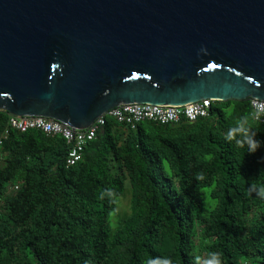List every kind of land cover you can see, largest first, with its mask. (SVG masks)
Returning <instances> with one entry per match:
<instances>
[{
	"label": "trees",
	"instance_id": "1",
	"mask_svg": "<svg viewBox=\"0 0 264 264\" xmlns=\"http://www.w3.org/2000/svg\"><path fill=\"white\" fill-rule=\"evenodd\" d=\"M254 113L248 99L214 101L196 122L132 129L107 117L68 167L64 138L21 133L0 110V264H194L211 252L222 264H264V199L248 193L264 183V123ZM245 115L261 142L255 153L225 139ZM109 187L117 199L101 198ZM125 193L131 212L112 229Z\"/></svg>",
	"mask_w": 264,
	"mask_h": 264
},
{
	"label": "water",
	"instance_id": "2",
	"mask_svg": "<svg viewBox=\"0 0 264 264\" xmlns=\"http://www.w3.org/2000/svg\"><path fill=\"white\" fill-rule=\"evenodd\" d=\"M264 101V0H0V110L75 132L123 104Z\"/></svg>",
	"mask_w": 264,
	"mask_h": 264
},
{
	"label": "built area",
	"instance_id": "3",
	"mask_svg": "<svg viewBox=\"0 0 264 264\" xmlns=\"http://www.w3.org/2000/svg\"><path fill=\"white\" fill-rule=\"evenodd\" d=\"M214 101L205 99L185 106H154L150 104H123L112 109L107 114L98 118L89 128L81 131L70 130L64 124L55 120L43 117H16L12 116L9 121L11 128L25 133L30 130H36L49 137L60 136L65 139L69 145V151L66 159L68 167L78 164L84 156V150L88 143L96 139L98 132L105 125L106 118L110 117L117 122L130 126L135 129L136 126L144 121L156 122L162 125L178 124L184 118L188 122H196L199 119L210 115V109ZM251 105L255 113L261 114L259 120L264 123V101L255 102L251 99ZM7 136V132L4 138ZM2 140H0V147ZM3 163V153L0 150V166ZM15 186L13 191L18 190ZM2 213L0 211V218Z\"/></svg>",
	"mask_w": 264,
	"mask_h": 264
},
{
	"label": "clouds",
	"instance_id": "4",
	"mask_svg": "<svg viewBox=\"0 0 264 264\" xmlns=\"http://www.w3.org/2000/svg\"><path fill=\"white\" fill-rule=\"evenodd\" d=\"M259 102V98L254 99V103ZM260 112L257 111L254 113L257 119H259ZM257 132L253 130L248 123L247 115L241 116L237 119L235 124L229 128L225 139L228 141H235L236 145L240 148L248 147L249 153H255L260 147L261 142L256 139ZM197 180H204L205 175L203 173H198L196 176ZM248 193L251 195L255 193L261 199H264V183H259L254 180L251 182L248 187ZM101 198L105 196L111 200L117 199V194L115 191L109 187L105 190H101L100 192ZM114 211H118L115 209ZM112 213H110L111 215ZM146 264H174V261L170 257H156V258H148ZM194 264H222V254L220 252H211L208 254L207 259H202L201 257H195Z\"/></svg>",
	"mask_w": 264,
	"mask_h": 264
},
{
	"label": "rangeland",
	"instance_id": "5",
	"mask_svg": "<svg viewBox=\"0 0 264 264\" xmlns=\"http://www.w3.org/2000/svg\"><path fill=\"white\" fill-rule=\"evenodd\" d=\"M209 201V200H208ZM128 195L125 193L118 200V211H114L110 216L112 229H116L123 219H125L131 212ZM212 205V204H211Z\"/></svg>",
	"mask_w": 264,
	"mask_h": 264
}]
</instances>
